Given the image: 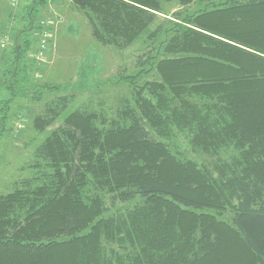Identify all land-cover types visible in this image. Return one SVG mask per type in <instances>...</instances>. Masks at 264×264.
Listing matches in <instances>:
<instances>
[{
    "label": "trees",
    "instance_id": "obj_1",
    "mask_svg": "<svg viewBox=\"0 0 264 264\" xmlns=\"http://www.w3.org/2000/svg\"><path fill=\"white\" fill-rule=\"evenodd\" d=\"M165 1L71 0L103 45L151 48L121 75L116 110H68L60 96L36 116L38 134L63 123L0 196V264H264V0H179L198 10L173 13L169 29ZM47 2L23 9L0 142L14 102L50 89L19 72ZM176 133L211 167L177 157Z\"/></svg>",
    "mask_w": 264,
    "mask_h": 264
},
{
    "label": "rangeland",
    "instance_id": "obj_2",
    "mask_svg": "<svg viewBox=\"0 0 264 264\" xmlns=\"http://www.w3.org/2000/svg\"><path fill=\"white\" fill-rule=\"evenodd\" d=\"M196 1V0H195ZM203 6L217 0H200ZM160 22L165 29L173 27L169 23L173 13L185 11L194 14L198 10L194 2L181 6L179 0L165 1ZM27 0H0V98L11 96L9 87L19 86L12 83L5 73L13 69L16 55L14 45L18 34L23 30L22 14ZM51 23V25H49ZM49 25V26H48ZM48 26V27H47ZM49 33L47 48L42 61L36 60L41 44V35ZM172 31L166 36L170 39ZM162 37L161 40H164ZM145 39V38H144ZM139 40L124 50L103 45L94 36L85 11L76 8L71 0H48L42 9L32 37L30 54L19 64L23 75L27 67V77L32 83L51 84L50 89L39 101L18 98L7 122L6 133L0 142V196L14 192L17 185L29 177V167L33 161L35 149L45 137L59 125L63 119L38 134L34 128L37 115L43 114L45 106L60 96L72 99L68 110L87 108L93 111L116 110L123 95H127L129 85L121 81V75L135 73L136 62L151 47L145 40ZM38 40V43H37ZM158 47L159 42L153 43ZM20 81L24 78L20 76ZM171 143V142H170ZM173 145L176 156L199 167H211L213 159L209 156L191 152L185 134L176 133ZM194 164V165H193ZM212 169V168H211ZM214 171L211 170L213 175ZM110 199L108 198V203ZM138 201L121 208H133ZM209 212H212L210 210ZM215 212V211H213ZM229 209H224L222 218H231Z\"/></svg>",
    "mask_w": 264,
    "mask_h": 264
},
{
    "label": "built area",
    "instance_id": "obj_3",
    "mask_svg": "<svg viewBox=\"0 0 264 264\" xmlns=\"http://www.w3.org/2000/svg\"><path fill=\"white\" fill-rule=\"evenodd\" d=\"M16 2H17V0H12L13 5H15ZM49 25H51V23ZM48 38H49V33L48 32L42 33V35H41L42 41H41V45H40V48H39V52L36 55V60L42 61L44 59V54H45V51H46V48H47Z\"/></svg>",
    "mask_w": 264,
    "mask_h": 264
},
{
    "label": "crops",
    "instance_id": "obj_4",
    "mask_svg": "<svg viewBox=\"0 0 264 264\" xmlns=\"http://www.w3.org/2000/svg\"><path fill=\"white\" fill-rule=\"evenodd\" d=\"M37 43H38V40H37ZM41 45V44H40Z\"/></svg>",
    "mask_w": 264,
    "mask_h": 264
}]
</instances>
